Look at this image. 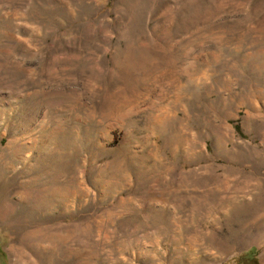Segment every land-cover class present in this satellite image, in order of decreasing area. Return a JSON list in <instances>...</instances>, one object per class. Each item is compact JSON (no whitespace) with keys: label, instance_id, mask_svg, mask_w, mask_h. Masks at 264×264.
<instances>
[{"label":"rangeland","instance_id":"obj_1","mask_svg":"<svg viewBox=\"0 0 264 264\" xmlns=\"http://www.w3.org/2000/svg\"><path fill=\"white\" fill-rule=\"evenodd\" d=\"M0 264H264V0H0Z\"/></svg>","mask_w":264,"mask_h":264},{"label":"trees","instance_id":"obj_2","mask_svg":"<svg viewBox=\"0 0 264 264\" xmlns=\"http://www.w3.org/2000/svg\"><path fill=\"white\" fill-rule=\"evenodd\" d=\"M250 252H251V250H250ZM245 256L248 257V258H249V257L252 258V260H253V258H254V257H253V253H248V254L246 253Z\"/></svg>","mask_w":264,"mask_h":264}]
</instances>
